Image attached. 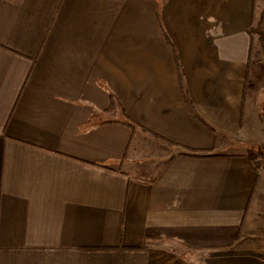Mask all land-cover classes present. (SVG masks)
Here are the masks:
<instances>
[{"label":"crops","instance_id":"obj_1","mask_svg":"<svg viewBox=\"0 0 264 264\" xmlns=\"http://www.w3.org/2000/svg\"><path fill=\"white\" fill-rule=\"evenodd\" d=\"M263 12L0 0V264H264V148L223 149Z\"/></svg>","mask_w":264,"mask_h":264},{"label":"rangeland","instance_id":"obj_2","mask_svg":"<svg viewBox=\"0 0 264 264\" xmlns=\"http://www.w3.org/2000/svg\"><path fill=\"white\" fill-rule=\"evenodd\" d=\"M256 51L257 49L253 59V76L248 79L242 131L236 139L229 140L223 147L228 152L252 153L258 151L259 146L264 148V54L262 51L256 54ZM256 55L261 57L257 59Z\"/></svg>","mask_w":264,"mask_h":264},{"label":"trees","instance_id":"obj_3","mask_svg":"<svg viewBox=\"0 0 264 264\" xmlns=\"http://www.w3.org/2000/svg\"><path fill=\"white\" fill-rule=\"evenodd\" d=\"M255 31L258 34V37H259V40H260V45H261V51L264 54V12L262 14V18H261L259 27H257V29H255ZM180 75H181V78H182V74L181 73H180ZM112 103H115L114 99H112ZM189 155H192V156H208L209 154L194 152V153H190Z\"/></svg>","mask_w":264,"mask_h":264}]
</instances>
